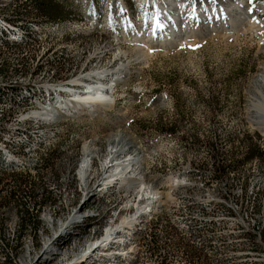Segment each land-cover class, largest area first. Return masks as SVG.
Returning <instances> with one entry per match:
<instances>
[{
  "label": "bare ground",
  "instance_id": "1",
  "mask_svg": "<svg viewBox=\"0 0 264 264\" xmlns=\"http://www.w3.org/2000/svg\"><path fill=\"white\" fill-rule=\"evenodd\" d=\"M147 1L154 6L147 29H140V23L133 24L132 19H120V29L112 39L120 48L115 60L125 56L120 45L127 40L139 52L137 59L144 62L152 54L151 47L168 50L188 42V37L177 35L170 25L179 18L183 0L170 4ZM207 1L215 4L214 0L191 3L205 5ZM236 1L237 5L243 0ZM245 9L239 12L241 27L252 34L258 31L264 52V21L252 20ZM98 20L7 19L0 15V47L83 38L97 29ZM87 63L76 73L59 76L58 64L61 68L64 62H47L45 67L55 76L40 81L9 83L0 78V172L21 178L14 191L0 190V206L17 199L18 189L31 182L23 183L24 176L37 180L48 163L77 150L81 154L76 174L81 182L78 192L86 205L74 209L68 220L58 217L59 226L50 237L41 232L43 260L51 264H264V157H259L260 152L264 155V65L249 97L250 111L255 113L249 144L223 163L216 158L203 163L197 149L193 157L183 158V136L177 130L155 133L150 140H137L132 131L120 126L107 135L90 133L87 120L114 107L128 64L120 61L112 68L86 70ZM35 68L32 73L44 67ZM146 130L139 127L142 134ZM102 140L104 151L99 144ZM20 153L24 160L32 158L27 165L14 160ZM99 156L103 157L98 169L102 173L91 177ZM28 192L35 207L30 211L35 214L26 210L27 218L36 220L47 194H42L43 189ZM54 217L50 215L47 224L53 226ZM23 247L20 259L16 257L13 263L35 264L38 257L30 253L37 245L30 241Z\"/></svg>",
  "mask_w": 264,
  "mask_h": 264
},
{
  "label": "rangeland",
  "instance_id": "2",
  "mask_svg": "<svg viewBox=\"0 0 264 264\" xmlns=\"http://www.w3.org/2000/svg\"><path fill=\"white\" fill-rule=\"evenodd\" d=\"M12 1L0 0L1 16L11 15L6 7ZM214 1V5L208 1L205 5L204 2L195 5L191 0H183V10L180 4H174L175 8H181V13L179 18L170 21V25H173L171 30L175 29L176 34L183 35V38L188 37V42H183L182 47L168 50L151 47L152 54L146 62L137 59L135 55L139 52L131 45L133 42L128 40L120 45L125 56L122 60H115L120 48L112 42L114 31L120 29L117 28L120 19H132L133 24L140 23V29H147L152 21L154 6L146 0H58L43 6L41 11L28 8L18 19L100 20L96 24L97 29L88 32L83 38L64 40L62 43L43 40L29 47H0V78L9 83L51 79L55 73L45 65L54 61L64 62L61 68L58 64L57 69L61 72L59 76L76 73L87 62L86 70H100L112 68L117 62L123 61L128 64V72L116 92L117 102L111 109L101 110L87 120L89 132L107 135L117 126L124 130L140 127L148 129L141 139L150 140L153 134L149 130L155 133L177 130L183 136L184 149L187 147L183 149V158L193 157L197 149L201 152L203 163L214 158L223 163L228 155L240 152L249 144V133L255 127L252 122L255 113L250 111L249 97L255 86V76L264 65V52L258 41V31L252 34L242 29L239 12L242 7L246 8L252 20L264 21V0H243L237 5L236 0ZM160 2L162 4L163 1ZM170 2L165 0L167 4ZM234 2L235 6H232ZM123 10L126 12L122 13ZM188 13L193 17L189 18ZM186 16L187 19L182 18ZM195 16L211 18L194 19ZM234 22L236 26L231 28ZM261 35L264 36V31ZM39 65L44 68L32 73ZM117 118L122 119L121 122L117 123ZM99 144L104 151L106 143L102 140ZM254 154L253 151L248 157ZM18 156L20 158L14 157V160L25 165L28 159H32L29 157L24 160L22 154ZM80 158V150H77L48 163L37 180L24 176L23 183L31 182L18 189L17 199L0 206V264L17 262L16 257L20 259L23 246L30 241L37 245L36 250L30 253L32 257H38L35 264H51L42 258L44 248L39 244L40 235L44 231L50 237L53 229L59 226L58 217L62 221L68 220L74 209L86 205L78 192L81 187L77 178ZM102 158L99 156L95 160L91 177L102 173L98 172ZM24 173L30 174L28 170H24ZM7 176L0 172V190L14 191L15 182L21 180L20 175ZM28 191L47 194L36 220L27 218L26 210L35 209L33 200L27 198L30 195ZM176 200L180 202L182 198L176 197ZM68 202L71 204L65 211ZM50 215L57 218L53 226L45 221L49 220ZM31 222L35 225L27 227ZM64 235L67 237L69 234Z\"/></svg>",
  "mask_w": 264,
  "mask_h": 264
},
{
  "label": "trees",
  "instance_id": "3",
  "mask_svg": "<svg viewBox=\"0 0 264 264\" xmlns=\"http://www.w3.org/2000/svg\"><path fill=\"white\" fill-rule=\"evenodd\" d=\"M19 0L12 1L6 8L11 11V15L7 19H18L21 17V13L26 12V9L42 10L43 6H48L53 2L58 0H21V3H18Z\"/></svg>",
  "mask_w": 264,
  "mask_h": 264
},
{
  "label": "built area",
  "instance_id": "4",
  "mask_svg": "<svg viewBox=\"0 0 264 264\" xmlns=\"http://www.w3.org/2000/svg\"><path fill=\"white\" fill-rule=\"evenodd\" d=\"M105 34H108V33H105ZM130 131H132L134 133V135L137 136V140H139V139L142 138V133L139 132V127H136V128H133V129L130 128ZM151 134H155V132L151 130ZM259 157H264V155L262 154V152H260ZM218 172H220V171L218 170V167H217V173ZM7 177L10 178L11 177V174H9ZM140 258H141V255H140Z\"/></svg>",
  "mask_w": 264,
  "mask_h": 264
},
{
  "label": "snow or ice",
  "instance_id": "5",
  "mask_svg": "<svg viewBox=\"0 0 264 264\" xmlns=\"http://www.w3.org/2000/svg\"><path fill=\"white\" fill-rule=\"evenodd\" d=\"M198 47V46H197Z\"/></svg>",
  "mask_w": 264,
  "mask_h": 264
}]
</instances>
